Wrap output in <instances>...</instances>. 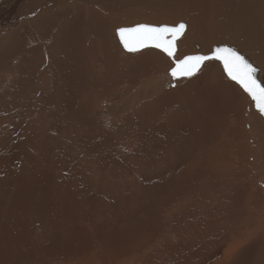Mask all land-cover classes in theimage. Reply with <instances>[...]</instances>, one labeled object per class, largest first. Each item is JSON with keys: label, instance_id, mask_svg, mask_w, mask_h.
I'll return each mask as SVG.
<instances>
[{"label": "bare ground", "instance_id": "6f19581e", "mask_svg": "<svg viewBox=\"0 0 264 264\" xmlns=\"http://www.w3.org/2000/svg\"><path fill=\"white\" fill-rule=\"evenodd\" d=\"M7 1L13 6L11 10L4 8V6H6L4 4ZM199 1L203 2L201 5L207 8V0ZM224 1L226 2V9L228 7L231 9L233 6V11H227L225 15L220 16L218 13L219 8H214L212 10L211 7L207 8L208 11L211 10L210 15L217 12V15L214 17V27L212 29V24L211 26L208 24L207 30L204 28L206 24H204L203 18L199 19L192 14H185L186 17H188L189 26L186 31L187 34L185 33L183 38H181L179 42L177 41V58H181V56L188 52L190 50V45L197 39H201L205 53L209 54L216 47H220V42L217 40L218 37L216 36V30L222 34L224 32L221 19H230L236 16V23L244 29V33L240 30L244 35L242 37L235 32L236 39H243V44L245 46H247L244 42L245 39L251 42L248 45L249 48L246 47V50L241 49L242 53H239L252 63L254 67H257V69L260 67V72L257 71L256 76L257 79L264 82V54H262V52L264 53V0ZM6 2L0 5V26L4 25L1 28L4 30L9 28V32L17 34L21 46L18 53L12 50H6L5 48H7L8 45L2 47L1 53L7 51H9V53H6L4 56L5 61H3V63L0 61V66L2 65L3 70H5L4 68L8 70L9 65L6 64L9 61L8 59L18 56V58L21 59L20 62L25 61L30 63L27 66L28 68L25 69L26 72L20 71L22 77L27 75L24 80L33 78V81L38 70L40 72V77H37L39 78L37 81L40 80L41 86L38 87V89H34L28 86L27 81L25 83H21V81L20 85L22 86V92L25 90L28 93L34 92L36 93L35 99L38 103H42L47 108L49 105L54 106L52 108L53 114L51 115L54 120L59 117L57 113L60 111L58 108L60 100L57 101L59 95L56 82H53L55 77L52 75V70L54 68H59L62 72H65L64 69H68L69 65H66L67 62L58 61V56H60L58 50L62 45H65V48L68 50L64 49L62 51H70L71 53L68 52L66 56L63 55L64 58L62 60L68 59L70 54H72L73 57H79V61L82 59L81 62H84L85 66L87 62L90 67L85 71L91 72V82L87 84L84 90L85 94H82L84 97H80V100H83V102H81V108L84 109L85 116H87L86 109H89V105L91 103L94 105L93 116L91 115L92 121L86 124V127L88 125L90 127V123H93V131H103V127L98 121L102 113L99 105L101 101L108 99L107 108L114 117L118 116L117 111L128 110L130 105H132L133 114L137 113L141 106L146 103L149 106L153 104L156 105L153 107V110H150L147 115L143 117L145 119L144 122L138 123V114H136V121L125 124V126L130 128L128 131H135L136 128L139 129V127L143 131H164L167 126L169 127V125L173 124L177 114L178 118L175 119L176 124L182 129L179 128V130L183 131L185 130V126H190L186 121H183L184 124H181L182 122H180V119L184 117L183 115L189 119L186 111H190L189 113H193L194 116V118H190L193 125H195L199 116L203 125L200 130L207 131L202 132L204 142L207 141L208 137L212 140L219 135L217 131H221V129H218V124L220 122H223L224 125V123L229 121L227 125H233L230 120L233 116L237 125L230 126V128L227 127L226 129L228 131L230 129L231 131L242 133L245 128V131H247L249 122L254 132L256 145L254 161L252 163L249 162L250 157L248 158L251 153V145L244 135L240 136L243 139L241 145L235 147L230 153V145L224 149L215 147V151L208 149L205 156L203 154V157L200 156L199 159L194 160L192 163L193 168H198V172L194 173L188 170L186 177L169 182V184H174L173 188L168 186L167 188L161 189L162 196L158 199V202L153 204L158 210L155 212L151 210L150 221L145 224V226L142 227L143 224L140 223V225L142 224L141 230L148 234V239L144 241L147 242L146 244L143 243V240L139 241L142 246L131 249L129 244L124 247L117 244L121 248L114 244H107L105 238L106 234H103L105 231L96 229L97 227H94L95 224L89 223L90 219L89 221L86 219L84 222L86 225L85 229L81 232V234L83 233L84 235H82L83 237H79L81 244L75 245V242H70L75 233L73 232L70 239L67 240L64 238L68 246L63 252L65 255L62 254V256H60V252L56 253L55 248L49 249V242L47 243L45 240L43 241L40 239L42 236L40 227H37V224L34 223V219L29 220L24 213V218L18 216L19 222L16 229L8 224L14 221V216H10L8 219L2 216L4 222L7 221L8 223L4 225L5 230L3 233L0 231V245H7L10 247V250L7 252L8 260L6 261L1 257L0 264H60L74 257H78L79 264H133L131 262H125L124 260H132L134 264H234L238 254L245 247H249L250 249L248 250V252L250 251L248 254L249 258L244 263L240 262L241 264H263L264 234H262V232H264V228L259 225L258 221L256 224H252V222L249 221L244 223L243 226H240V228L235 227L236 229H231L230 224L226 221L228 219L227 215L229 214L231 216L230 219H233V217H235L234 215H237L236 212L234 214L232 211H229L227 214L224 210L220 209L222 207L221 205H223L221 202L218 204H221L220 206L217 207L215 205L217 204L215 203L216 199L220 201L222 197H226L224 193L219 197L220 194L218 195V193L220 191L219 188L222 184L224 186L227 180L222 176L220 180H217V185L213 186L212 180H209L211 173H208L210 169L208 171L204 170V168H210V162L213 163L216 161L218 171L220 172L221 168H223L225 172L224 176L228 178L231 177L228 180H233V175L235 174L244 176L248 173L246 171L249 170L256 171L260 178L264 177V114L258 111L255 102L251 100L248 94L245 93L239 85L228 78L227 74L222 70V65L215 61L205 62L196 75L190 78H177L176 81L178 85L173 89L171 95L165 93L166 97H163L162 94L152 96L153 92L159 93L158 90H164V92L172 90L171 87L167 89L159 88L160 84L164 81L162 77L171 73L170 68L172 62L164 53L155 48H145L140 52H128L125 50L118 34L119 28L116 27L118 24L126 23L127 20L131 19L128 18V16L131 15L132 12H124L125 9H128L127 3H123L125 1L74 0L71 2V0H6ZM54 2H56V4L62 3L65 7L56 11L54 6L56 4H53ZM129 2L130 0H128V3ZM48 4L52 5V8ZM69 4H73L74 6ZM46 5L50 8L48 9ZM123 9L124 11H121ZM70 11L73 13L69 15ZM40 12L51 13L52 17L45 18L39 14ZM131 16L132 18L140 17L139 19H153L154 17H163L164 13L147 10L146 12L140 13L139 16ZM174 18L175 17H173L172 20H174ZM23 26L26 29H24ZM3 29L0 30L1 40L3 36H7L3 32ZM13 34L7 37H14ZM68 34H70V36L66 39L64 35ZM226 34L227 36L230 35L228 33ZM38 35H43L45 42L52 39L51 43L46 44V46L44 45L45 42L41 45H35V47L31 45L30 48L33 49L29 50V42L33 41ZM14 39L17 38L14 37ZM3 41L1 42L2 46L6 44L7 40ZM236 45L237 44L234 43V46ZM39 48L42 50V54L39 52L40 50L38 51ZM46 49L48 52H45ZM54 49H56L57 55ZM117 49H119V51L122 52L121 54L125 57L120 56V52ZM237 49L238 48H236V50ZM37 52H39L38 56L33 60L32 58H35L34 55L36 56ZM83 52H87V56L83 54ZM99 54L102 56H99ZM256 54L262 55L257 56ZM47 55L49 61H47ZM39 60L43 62L40 66L41 68L43 67V70H39V67L35 68L34 64ZM82 64L80 63V65ZM142 67L144 68L142 69ZM0 69L2 70L1 67ZM57 73L56 70V74ZM217 73H222L220 79L212 78ZM65 74L66 73H64V75ZM19 76L20 75H18V77ZM170 79H173V77L171 76ZM181 89H183V96L178 95V91ZM28 97L29 94L23 92V103L27 104L29 101ZM9 101V105L14 104L11 100ZM133 104H139V107ZM179 104L181 108L180 111H178ZM248 106H251L249 116H247ZM160 107L165 108L157 109ZM51 113L52 112H50V114ZM80 114L76 115L79 116ZM35 115L43 116L40 111ZM219 115L227 117L228 121H225L223 117H219ZM48 119H50V117ZM139 119L142 120L141 118ZM211 120H213L212 125L209 123ZM215 120H218V122L216 121V123ZM80 121L78 123H80ZM74 122H76V120ZM145 122H148V124L146 125ZM178 127H175L176 130ZM173 128L174 127L170 130ZM52 129H58V125L55 124ZM227 136H231L229 132ZM159 140L162 143L163 140L161 138ZM167 142V145L169 144L170 146L173 140L167 138ZM155 144L153 147H155ZM95 147H97V145ZM156 149L159 153L160 147L158 146ZM97 150L100 149L97 148ZM99 153L101 154L102 150H100ZM162 158L161 156V160ZM235 160H239L238 164L235 163L234 167L231 165V167H228V162L230 163ZM207 163H209V165ZM242 171L244 173H242ZM204 179L205 181H203ZM241 180H243V178L237 181L233 180L231 186L234 187L235 182L240 184ZM31 185L33 186L32 189L36 188L37 179L24 186V192L31 191ZM198 186L200 187L198 188ZM217 186H219L218 191L216 190ZM233 187H230V191L234 189ZM197 189L199 190L197 191ZM257 190L258 192H254L253 190L251 192L248 191V193H251V195L255 197L257 202L253 200L254 203L251 201V203H253L251 204L243 200L244 202H237L238 205L236 208L239 209L241 206L261 207L264 214V206H262V204H264V194L262 188L261 190ZM199 191L201 196L197 195ZM233 194H235V191ZM237 196L238 194L234 198L233 196L232 198L227 197L226 201H234L233 203L236 204L235 198ZM17 203V199H15L12 205L16 206ZM244 210L245 208L243 212ZM256 213L257 212H255V214ZM5 214H7V212ZM263 216L264 215L260 216V218ZM237 219H235L234 224L237 223ZM223 223L229 225V228H227L226 225L224 227ZM221 226L224 228H221ZM67 227H69V224ZM100 227L102 226H99V228ZM211 238H213L212 241ZM135 241H137V239Z\"/></svg>", "mask_w": 264, "mask_h": 264}, {"label": "rangeland", "instance_id": "374dc122", "mask_svg": "<svg viewBox=\"0 0 264 264\" xmlns=\"http://www.w3.org/2000/svg\"><path fill=\"white\" fill-rule=\"evenodd\" d=\"M72 1L74 0H71V2ZM5 2L6 0H0V5ZM121 2L127 3L128 8L125 9V11L124 9L121 11L132 12L131 15L133 16H139L140 13L146 12L147 10L163 12L164 16L154 17L153 19H139L140 17L132 18V16L129 15L130 17L128 16V18L131 19L127 20L126 23L118 24L119 26L117 25L116 27H132L140 23L177 25L179 22H184L187 27L183 35H185L189 26L188 17H186L185 14H192L199 19L203 18L204 24H206L204 28L207 30L208 24H210V26L211 24L213 25L211 26V29L214 27V17L217 15V12L210 15L212 9L219 8L218 13L220 16L225 15V12L227 11H233V6L231 9L229 7L226 9V2L224 0H207V8L211 7V10L209 11L206 7L201 5L203 2L199 0H130L129 3L128 0H121ZM6 3L4 4L6 5L4 8L11 10L13 7L12 4L8 1ZM53 4H56V2ZM57 4L54 5L56 11L65 7L62 3ZM48 5H46L48 9L50 7L52 8V5H50V7ZM69 5L74 6L73 4ZM72 13L73 12L70 11L69 15ZM39 14L45 18L52 17V14L47 12H40ZM173 17H175L174 20H172ZM236 20V16L230 19H221L224 26V32L222 34L216 30V36L218 37L217 40L220 42V47L228 46L235 49L238 48L237 51L242 53V50H246V47L249 48L248 45L251 42L248 41V39H245L244 42L247 45L245 46L243 44V39L239 37L238 40L236 39L235 32L241 37L244 36V29L238 26ZM3 26L4 25L0 26V30L3 29L1 28ZM24 29L26 28L24 27ZM3 32L7 36L13 34L9 32V28L6 30L3 29ZM226 33L230 35L227 36ZM7 36H3L1 40L0 35V61H2V63L5 61L4 56L6 53H9V51L1 53L2 47L8 45V47L5 48L6 50H12L18 53L21 46L17 34H13L17 39H14L12 36ZM68 36H70V34L64 35L66 39L69 38ZM88 38L90 39L89 36ZM181 38H183V36L178 39V42ZM3 40L7 41L6 44L2 46L1 42ZM51 40L52 39L45 42L43 35H38L33 41L29 42L28 46L29 48L31 45L32 47H35V45H41L44 44V42V45L46 46V44L51 43ZM53 41L55 42L54 39ZM234 43L237 45L234 46ZM31 49L33 48H30L29 50ZM64 49L67 48H65V45H62L58 50L60 56H66L68 52H70H63L62 50ZM144 49L145 48H142L137 52L143 51ZM39 50L40 48L38 51ZM54 50L57 55L56 49ZM117 50L119 51V49ZM39 52L42 54V50ZM39 52L36 53V56L34 55L35 58H32L33 60L37 58ZM45 52H48V50L46 49ZM121 53L122 52H120V56L125 57ZM83 54H86L87 56V52H83ZM194 54H208L205 53L201 39H197L191 44L190 50L183 56ZM262 54L264 53L262 52ZM262 54L256 55L260 56ZM71 55L72 54H70L68 59L64 60H62L64 56H58V61H63L64 63L67 62L66 65H69L68 69H64L65 72H62L59 68H54L52 70V75L55 77L53 82H56V88L59 95L57 101L60 100V104L58 103L60 111L57 113L59 117L55 120L53 116H51L53 114L52 108L54 106H48L47 104V108L42 103V105L38 103L35 99L36 93H28L26 90L23 91L25 94H29V101L27 104L22 101L23 92L20 82L22 81L21 83H25L27 81L29 87L38 89V87L41 86L40 80L37 81L39 79L37 77H40V72L38 70L33 81V78L24 80L27 75L22 77L20 71L22 70L26 72L25 69L28 68L27 66L30 63L25 61L20 62L21 59L18 58V56L10 57L8 59L9 61L6 63L9 65L8 70H6L7 68H4L5 71L3 70L2 65L0 66L2 68V70L0 69V231L2 233L5 230L4 225L8 223L7 221L4 222L2 216H5L6 219L10 218V216H14V221L8 224L16 229L19 222L18 216L23 217V214L25 213L29 220L34 219V223L37 224V227H40V231L42 232L40 239L43 241L45 240L47 243L49 242V249L55 248V252H60V256H62V254L65 255L63 252L68 246L66 245V239H70L73 232L75 233L70 242H75V245L81 244L79 237H83L82 235H84L83 233L81 234L86 226L84 222L86 219H88V221L90 219L89 223L93 225L95 224L94 227H97L96 229L105 231L103 234H106L105 238L107 244H119L121 247L129 244L130 248L134 249L137 246H142L141 242H139L141 240H143L144 244L147 243L144 241L148 239V234L141 230V225L143 224V227L150 221L151 210L152 212L158 210L153 204L158 202V199L162 196L161 189L167 188L168 186L173 188L174 184H169V182L177 181L179 178L186 177L188 170L194 173L198 172V168H193L192 163L194 160L199 159L200 156L203 157V154L205 156L208 149L215 151V147L224 149L230 145V153L235 147L241 145L243 139L240 136L244 135L251 145V153L248 156V158L250 157L249 162L252 163L254 161L256 141L251 125L248 122L249 125H247V131H245V128L242 133L234 132L230 129L228 131L226 129L227 127L230 128V126L237 125L233 116L230 119L233 125L228 126V118L220 116V114L219 117H223V119L228 122L224 123V125L223 122H220L218 124V129H221V131H217L219 132V135L212 140L208 137L207 141L204 142L202 132L207 131L200 130L203 125L199 116L197 121H194L195 125H193L190 118H194V116L193 113H189L190 111H186L189 119L183 115L185 118L183 117V119L181 117L180 122H182L181 124H184L186 121V123L189 124L190 127L192 125L193 128L185 126V130L181 131V127H178L179 125H177L175 121V119L178 118L177 114L174 119L175 124L173 122V124L169 125V127L167 126L164 131H143L139 125V129L136 128V130L138 129L137 131H128L130 128L125 126V124H130L136 121V114H138V123L144 122L145 119L143 117H145L150 110H153V107L156 105L153 104L149 106L146 103L141 106L138 112L136 110L137 113L134 114L132 105H130L128 110L117 111L118 116L114 117L107 108V99L101 101L99 105L102 113L98 121L103 127V131H93V123H90V127L89 125L86 127V124H88L89 121H92L91 115L93 116L94 105H92V103L89 105V109H86L88 117L85 116L84 109L81 108V102H83V100H80V97H84L82 94H85L84 90L87 87V84L91 82L92 76L90 71H85L90 68L88 66L89 64L86 62L85 66L84 62H81L82 59L79 61V57L77 58ZM100 55L101 54H99V56ZM183 56H181V58ZM47 61H49L48 55ZM80 63L83 64L80 65ZM42 64L43 62L39 60L34 65L35 68L39 67V70H43V67H40ZM172 67L173 64L171 65V68ZM143 68L144 67H142V69ZM56 70L58 72L57 74ZM258 71L260 72V67L258 68ZM64 73L66 74L64 75ZM221 74L222 73H217L212 78L220 79ZM18 75L20 76L18 77ZM166 76L171 77V74L163 76L162 78L164 81ZM173 79H175V81H171L170 85L162 88L167 89L168 87H171V91L164 92V90H158L159 93L153 92L152 96L162 94L163 97H166L165 93L171 95L173 89L178 85L176 81L177 78L173 77ZM178 95L183 96V89L178 91ZM9 100L14 104L9 105ZM133 105L139 107V104ZM164 108L165 107H160L157 109ZM250 109L251 106H248L247 116H249ZM180 110L181 108L179 104L178 111ZM38 111H40L43 116H36L35 114ZM50 112L52 113L50 114ZM76 114H80V117ZM47 117H50V119ZM74 118L77 123L74 122ZM79 121L82 125L78 123ZM212 121L213 120L209 122L211 125ZM216 121L218 122V120H215V122ZM145 123L146 125L148 124V122ZM55 124L58 125V129H52ZM172 127L174 128L170 130ZM175 127H178L177 130ZM179 128L181 130H179ZM191 129H194L193 132ZM228 132L231 136H227ZM160 138L163 140L162 143L159 140ZM167 138L173 140V142L170 143V146L169 144L167 145ZM154 144L155 147H153ZM96 145L97 147H95ZM158 146L162 153L160 149L159 153L156 151ZM97 148L102 150L101 154L99 153L100 150H97ZM161 156L163 157L162 160ZM238 161L239 160L230 163L228 162V167H234L235 163L238 164ZM207 164L209 165V163ZM209 167L210 168L207 169L204 168V170L208 171L210 169L208 173H211L209 180H212L213 186L217 185V180H220V177L222 176L227 180L225 181L224 186L222 184L219 188L220 191L218 193V195L220 194L219 197L222 196V193H224V196L226 197H222L220 201L216 199L215 203L217 204L215 205L218 207L223 204L220 209L224 210L227 214L229 211H232L234 214L236 212L237 215H234L235 217H233V219H230L231 216L229 214L227 215L228 219L226 218L231 229L235 227L240 228V226H243L244 223L249 221H251L252 224H256L258 221L259 225L264 228V216L260 218V216L264 215L261 207L241 206L239 209L236 208L238 205L237 202H257L255 197H253L251 193H248V191L251 192L253 190L254 192H258L257 189L261 190L262 188L264 194V177L260 178L257 172L253 170L246 171L248 173L244 176L235 174L233 175L234 181L240 180L241 178H243V180H241L240 184L235 182L233 187L231 186L233 180H228L231 177L228 178L224 176L225 172L223 168H221L220 172L218 171L216 161L213 163L210 162ZM242 173L244 172L242 171ZM36 179V188L32 189L33 186L31 185V191L24 192V186L28 183L30 184L31 181ZM205 179L203 181H205ZM200 186H198V188ZM218 187L219 186L216 188L217 191L219 190ZM230 187H233L234 189L230 191ZM198 190L199 189H197V191ZM234 191L236 195L238 194L235 198L236 204L233 203L234 201H226L227 197L232 198L233 196L234 198L236 196L233 194ZM198 193L199 194L197 195H200V191ZM15 199H17L18 203L16 206H13L12 203H14ZM219 202H221L220 205H218ZM262 206H264V204H262ZM244 208L245 210L243 212ZM6 212L7 214H5ZM255 212L257 213L255 214ZM235 219H237V223L234 224ZM140 223L142 224L140 225ZM68 224L69 227H67ZM225 225L229 228V225L224 224L223 226L225 227ZM99 226L102 227L99 228ZM223 226H221V228H224ZM262 234H264V232H262ZM136 239L137 241H135ZM212 239L213 238H211V241ZM9 250V246L0 245V259L2 257L7 261V252ZM248 250H250L249 247L242 249L238 254V256H240H237L238 260L236 258L234 264L246 262L249 258L248 254L250 251L248 252ZM124 261L134 264L132 260ZM262 263L264 264V256ZM60 264H79V259L78 257H74L65 263L61 262Z\"/></svg>", "mask_w": 264, "mask_h": 264}, {"label": "snow or ice", "instance_id": "6c2138e0", "mask_svg": "<svg viewBox=\"0 0 264 264\" xmlns=\"http://www.w3.org/2000/svg\"><path fill=\"white\" fill-rule=\"evenodd\" d=\"M186 27L183 22L175 26L141 23L133 27H121L118 32L128 52L152 47L164 53L173 64L170 74L174 78H190L200 71L205 62H219L228 78L239 85L255 102L258 111L264 114V82L257 79V67L235 48L216 47L210 54L185 55L177 58V41L183 36Z\"/></svg>", "mask_w": 264, "mask_h": 264}, {"label": "crops", "instance_id": "0c3cea01", "mask_svg": "<svg viewBox=\"0 0 264 264\" xmlns=\"http://www.w3.org/2000/svg\"><path fill=\"white\" fill-rule=\"evenodd\" d=\"M171 81H175V79H170L169 76H166L165 81L159 86L160 89L164 88L165 86L170 85ZM169 88V87H168Z\"/></svg>", "mask_w": 264, "mask_h": 264}, {"label": "water", "instance_id": "95a60500", "mask_svg": "<svg viewBox=\"0 0 264 264\" xmlns=\"http://www.w3.org/2000/svg\"><path fill=\"white\" fill-rule=\"evenodd\" d=\"M179 23H181V22H179ZM179 23H178V24H179ZM183 23H184V22H183ZM153 25H154V24H153ZM164 25H165V24H164ZM134 26H135V25H134ZM156 26H158V25H156ZM169 26H175V25H169ZM132 27H133V26H132ZM118 34H119V32H118ZM119 37H120V36H119Z\"/></svg>", "mask_w": 264, "mask_h": 264}]
</instances>
